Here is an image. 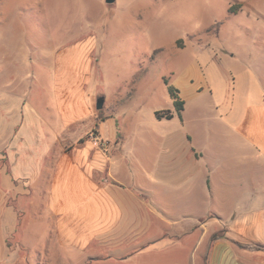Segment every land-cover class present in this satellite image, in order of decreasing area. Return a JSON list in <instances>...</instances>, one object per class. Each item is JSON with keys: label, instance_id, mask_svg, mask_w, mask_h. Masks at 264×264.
<instances>
[{"label": "rangeland", "instance_id": "1", "mask_svg": "<svg viewBox=\"0 0 264 264\" xmlns=\"http://www.w3.org/2000/svg\"><path fill=\"white\" fill-rule=\"evenodd\" d=\"M260 61L264 0H0V148L9 147L16 179L30 171V159L41 160L45 144L67 151L99 145L126 186L164 191V161H182L187 138L200 127L238 122L252 87L244 66ZM168 85L185 101L182 121L155 116L174 112ZM17 183L1 173L0 264H85L82 251H49L50 213L44 210L41 229L33 224L30 201L15 196L23 193ZM133 220L123 214L116 233L129 234ZM23 221L37 235L20 228ZM137 224L140 244L150 232L145 219ZM149 252L88 264L166 263Z\"/></svg>", "mask_w": 264, "mask_h": 264}, {"label": "crops", "instance_id": "2", "mask_svg": "<svg viewBox=\"0 0 264 264\" xmlns=\"http://www.w3.org/2000/svg\"><path fill=\"white\" fill-rule=\"evenodd\" d=\"M220 52L235 58L230 50ZM243 70L252 87L238 122H221L211 130L200 127L187 138L183 160L164 161V183L169 184L164 191L126 186L109 168L106 151L89 143L68 151L65 144H45L41 160L30 159V171L26 168L16 179L9 147L2 146L0 179L4 172L15 189L17 182L24 183L23 193L15 196L30 201L32 223L40 229L44 210L50 213L49 251L56 246L82 251L85 264L123 261L143 249L162 253L163 264H264V62ZM236 76L230 73L232 85ZM173 87L182 109L179 114L170 111V119L182 121L185 101ZM221 113L226 118L229 110ZM126 197L132 200L129 207L122 204ZM128 212L135 219L131 231L119 235L116 230ZM139 219L146 220L150 232L140 244ZM19 227L37 235L24 221ZM89 246L95 249L85 251ZM113 247L123 250L116 254Z\"/></svg>", "mask_w": 264, "mask_h": 264}, {"label": "trees", "instance_id": "3", "mask_svg": "<svg viewBox=\"0 0 264 264\" xmlns=\"http://www.w3.org/2000/svg\"><path fill=\"white\" fill-rule=\"evenodd\" d=\"M168 93H169V96L172 99L174 111L177 114H179V112L182 109V101L178 99L177 91L172 85H168ZM155 116H156L157 119H162V118L170 119L172 114H171L170 110L156 111L155 112Z\"/></svg>", "mask_w": 264, "mask_h": 264}, {"label": "water", "instance_id": "4", "mask_svg": "<svg viewBox=\"0 0 264 264\" xmlns=\"http://www.w3.org/2000/svg\"><path fill=\"white\" fill-rule=\"evenodd\" d=\"M112 1H113V0H106V2H108V3L112 2ZM101 105H102V100L100 99V100L98 101V103H97V107L100 108Z\"/></svg>", "mask_w": 264, "mask_h": 264}]
</instances>
